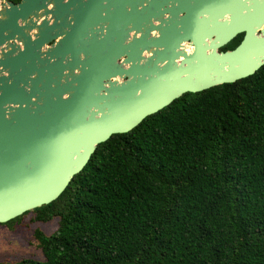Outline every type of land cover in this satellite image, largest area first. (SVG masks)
Returning a JSON list of instances; mask_svg holds the SVG:
<instances>
[{
	"label": "water",
	"instance_id": "water-1",
	"mask_svg": "<svg viewBox=\"0 0 264 264\" xmlns=\"http://www.w3.org/2000/svg\"><path fill=\"white\" fill-rule=\"evenodd\" d=\"M263 66L264 0H0V224L57 200L112 136Z\"/></svg>",
	"mask_w": 264,
	"mask_h": 264
},
{
	"label": "trees",
	"instance_id": "trees-1",
	"mask_svg": "<svg viewBox=\"0 0 264 264\" xmlns=\"http://www.w3.org/2000/svg\"><path fill=\"white\" fill-rule=\"evenodd\" d=\"M28 214L58 220L45 261L2 264H264V66L112 136Z\"/></svg>",
	"mask_w": 264,
	"mask_h": 264
},
{
	"label": "rangeland",
	"instance_id": "rangeland-1",
	"mask_svg": "<svg viewBox=\"0 0 264 264\" xmlns=\"http://www.w3.org/2000/svg\"><path fill=\"white\" fill-rule=\"evenodd\" d=\"M215 30L202 29L198 35L199 41L203 43V39ZM32 217V214H28L9 224H0V264L22 259L45 261L38 242L34 238V232L40 230L47 235H53L58 229V220L54 219L49 223H35Z\"/></svg>",
	"mask_w": 264,
	"mask_h": 264
},
{
	"label": "flooded vegetation",
	"instance_id": "flooded-vegetation-1",
	"mask_svg": "<svg viewBox=\"0 0 264 264\" xmlns=\"http://www.w3.org/2000/svg\"><path fill=\"white\" fill-rule=\"evenodd\" d=\"M10 1L13 2L12 0H10ZM20 1H21V0H20ZM20 1H19V2H20ZM19 2H18V3H19ZM13 3H14V2H13ZM15 4H17V3H15ZM239 36H241V41H242L244 34L237 35L234 39H236V38L239 37ZM234 39H233V40H234ZM233 40H232V41H233ZM232 41H231V42H232ZM241 41H240V42H241ZM231 42H229V43H228L227 45H225L223 48H220V49H219V52H226V51L233 50L235 47H234L233 49H227L228 45H229ZM240 42H239V43H240Z\"/></svg>",
	"mask_w": 264,
	"mask_h": 264
},
{
	"label": "bare ground",
	"instance_id": "bare-ground-1",
	"mask_svg": "<svg viewBox=\"0 0 264 264\" xmlns=\"http://www.w3.org/2000/svg\"><path fill=\"white\" fill-rule=\"evenodd\" d=\"M187 50L190 52L191 51V48H190V46H187Z\"/></svg>",
	"mask_w": 264,
	"mask_h": 264
}]
</instances>
